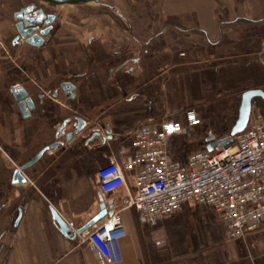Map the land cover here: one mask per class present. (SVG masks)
<instances>
[{"label": "crops", "instance_id": "1", "mask_svg": "<svg viewBox=\"0 0 264 264\" xmlns=\"http://www.w3.org/2000/svg\"><path fill=\"white\" fill-rule=\"evenodd\" d=\"M30 4L54 18L48 35L29 45L15 40L14 15ZM0 42V264H98L84 238L109 215L68 236L52 211L76 231L102 203L120 209L128 187L101 193L96 171L110 155L121 164L134 153L141 125L185 126L184 111L193 108L200 124L164 146L183 162L234 141L246 91L260 92L246 127L256 114L264 120V0H0ZM63 82L73 91L64 93ZM67 119L64 133L76 119L84 127L48 148L64 141L56 132ZM44 148L21 171L24 181L13 182V171ZM131 176L125 172L127 183ZM120 216L126 235L116 264H264V225L230 239L205 204L185 203L153 224L131 207Z\"/></svg>", "mask_w": 264, "mask_h": 264}, {"label": "built area", "instance_id": "2", "mask_svg": "<svg viewBox=\"0 0 264 264\" xmlns=\"http://www.w3.org/2000/svg\"><path fill=\"white\" fill-rule=\"evenodd\" d=\"M0 42V56L5 53ZM185 126L163 119L145 123L133 132L132 154L120 164L115 156L96 171L101 193L128 187L120 209L86 234L98 264L120 262L118 243L125 235L120 211L134 208L142 221L153 224L172 215L185 203L205 204L220 216L230 239L242 237L264 225V120L260 114L239 132L234 141L210 150L190 152L183 162L165 152L166 138L200 124L193 108L184 111ZM210 136V131H206ZM123 153V151H120ZM124 154V153H123ZM125 172H131L126 181ZM68 236L75 231L68 226Z\"/></svg>", "mask_w": 264, "mask_h": 264}, {"label": "water", "instance_id": "3", "mask_svg": "<svg viewBox=\"0 0 264 264\" xmlns=\"http://www.w3.org/2000/svg\"><path fill=\"white\" fill-rule=\"evenodd\" d=\"M50 4H76V3H84V2H89V1H97V0H41ZM36 6L34 4H30L24 9H21L18 11L15 15L14 18L15 20H21L19 23L16 24V30H17V35L15 37L16 41H19V39H26L27 44H32L36 42L41 41V37H44L48 35L49 31L51 30V27L48 25L52 22L53 20V15L51 14H46L43 12L42 9H35ZM61 89L63 90L64 93L68 94L71 91H73L74 87L72 86L71 83L69 82H63L61 84ZM260 95L259 91L256 90H250L246 91L242 95V99L240 102V106L238 109V118L234 125L231 128L230 134L233 136L236 133L241 132L247 124L248 118H249V113H250V99L253 96ZM53 96H56V93H53ZM72 96V95H71ZM27 103V101H26ZM24 103L23 105H25ZM29 106V104H28ZM69 121V119L65 120L57 129L56 132V138L60 135L63 136L64 141H59L58 143H54L50 145L48 148H56L59 145H62L66 142H68L73 136L77 135L82 128L84 127V122L76 119L75 123L73 124L72 131L64 133V128L65 124ZM99 131L94 130L91 133V138H95L96 136H99ZM47 148H44L41 150L39 153H37L31 160L28 162L24 163L21 165L18 169H15L13 171V176H12V181L17 182V183H22L23 177L21 175V171L25 169L26 167L30 166L33 164L43 153L44 150ZM210 150V148L208 149ZM112 206L108 205L105 206L103 203L100 205V211L99 213L93 217L91 220H89L85 225L80 227L75 231V235H80L86 230H88L91 226H93L95 223L103 219L105 216L110 215L112 212L108 211V209H111ZM56 222L60 227L63 229L65 228V233H70L69 228H67V225L65 222L56 214L55 211H52Z\"/></svg>", "mask_w": 264, "mask_h": 264}, {"label": "rangeland", "instance_id": "4", "mask_svg": "<svg viewBox=\"0 0 264 264\" xmlns=\"http://www.w3.org/2000/svg\"><path fill=\"white\" fill-rule=\"evenodd\" d=\"M109 1H110V0H109ZM111 2H112V1H111ZM44 6H45V5H44ZM46 8H47V10L49 11L50 8H48V7H46ZM114 16H115L117 19H119L117 13H115V12H114Z\"/></svg>", "mask_w": 264, "mask_h": 264}]
</instances>
